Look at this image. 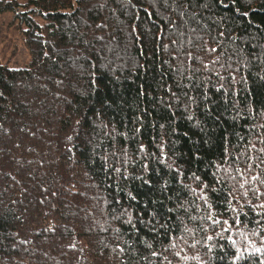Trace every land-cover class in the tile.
<instances>
[{
	"label": "trees",
	"instance_id": "trees-1",
	"mask_svg": "<svg viewBox=\"0 0 264 264\" xmlns=\"http://www.w3.org/2000/svg\"><path fill=\"white\" fill-rule=\"evenodd\" d=\"M7 9L0 264H264V0Z\"/></svg>",
	"mask_w": 264,
	"mask_h": 264
},
{
	"label": "rangeland",
	"instance_id": "rangeland-1",
	"mask_svg": "<svg viewBox=\"0 0 264 264\" xmlns=\"http://www.w3.org/2000/svg\"><path fill=\"white\" fill-rule=\"evenodd\" d=\"M23 2L25 0H16ZM21 9V7H18ZM7 13L0 14V62L9 68L22 67L29 59L27 49L23 43L19 30L14 25V19L7 21L8 13L13 15L9 9Z\"/></svg>",
	"mask_w": 264,
	"mask_h": 264
}]
</instances>
